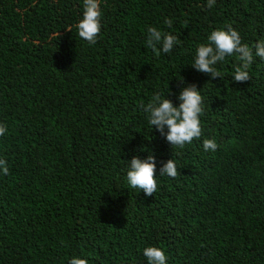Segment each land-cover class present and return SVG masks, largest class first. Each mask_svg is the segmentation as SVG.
<instances>
[{
  "label": "trees",
  "instance_id": "obj_1",
  "mask_svg": "<svg viewBox=\"0 0 264 264\" xmlns=\"http://www.w3.org/2000/svg\"><path fill=\"white\" fill-rule=\"evenodd\" d=\"M95 44L78 35L83 0H0V264H264V0H100ZM172 21L171 25L165 23ZM231 25L253 48L197 71V48ZM176 35L169 53L148 29ZM159 52V54H157ZM181 80L183 82H181ZM195 83L202 135L172 148L140 110ZM167 128H165V132ZM213 139L215 151L203 141ZM154 155L157 190L127 182L130 159ZM175 178L159 174L168 159Z\"/></svg>",
  "mask_w": 264,
  "mask_h": 264
},
{
  "label": "clouds",
  "instance_id": "obj_2",
  "mask_svg": "<svg viewBox=\"0 0 264 264\" xmlns=\"http://www.w3.org/2000/svg\"><path fill=\"white\" fill-rule=\"evenodd\" d=\"M215 0H207V6L213 7ZM83 18L76 25L78 35L89 44H95L101 31L102 10L100 0H83ZM165 23L171 25L172 21L166 19ZM207 43L197 48L196 57L192 66L199 72L209 74L210 80L221 78L222 74L216 65L225 60L227 56L235 55L241 62L235 68L233 79L236 82L247 81L250 76L247 71L253 62V48L242 43L239 32L228 25L226 28L213 30L207 37ZM180 44L176 35L162 33L155 27L148 29L146 46L163 53H169L174 46ZM255 56L264 59V40L254 45ZM159 54V52L157 53ZM181 82H183L181 80ZM178 106L168 98H162L159 92L152 99L141 104L140 110L147 114L148 123L166 137L172 148H184L186 144L192 143L193 139H199L202 135L200 117L204 113V98L195 83L187 84L179 93ZM165 128L167 131L165 132ZM7 132V126L0 124V136ZM205 151H215L217 143L213 139L203 141ZM0 168L4 174H8L9 168L5 159L0 158ZM161 176L167 175L175 178L178 175L176 162L171 158L162 164L159 170ZM127 182L131 188L143 190L145 195L151 196L157 190L156 162L155 157L149 154L145 159L133 156L130 159L127 171ZM148 264H167V257L163 249L157 246H148L143 250ZM69 264H89L87 258L73 257Z\"/></svg>",
  "mask_w": 264,
  "mask_h": 264
}]
</instances>
